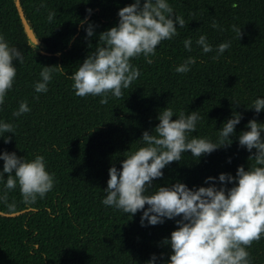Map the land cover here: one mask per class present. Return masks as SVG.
Returning a JSON list of instances; mask_svg holds the SVG:
<instances>
[{
	"label": "trees",
	"instance_id": "1",
	"mask_svg": "<svg viewBox=\"0 0 264 264\" xmlns=\"http://www.w3.org/2000/svg\"><path fill=\"white\" fill-rule=\"evenodd\" d=\"M20 1L46 46L29 47L15 0H0V33L24 57L22 64L14 61L17 77L0 106V119L15 126V135L7 134L12 136L9 143L0 138V152L14 151L29 159L43 155L55 183L34 204L23 202L18 186L0 201V212L23 211L0 214V264H145L152 254L157 264H166L171 249L163 240L176 229L175 220L142 227L140 211L131 217L104 206L108 170L121 167L120 161L140 145L145 130L155 128L159 111L168 106L174 113L198 111L201 120L190 136L213 141L233 111L242 114L237 136L247 130L249 120L264 122V111L257 114L249 108L255 98L264 97V0H169L174 13L184 18V27L161 42L151 64L143 56L134 58L140 76L122 90L121 98L110 97L106 105L99 103L100 97L76 96L69 77L95 48L99 34L117 24L118 10L133 0ZM49 12L55 13L51 22ZM213 20L220 28L211 27ZM88 22L95 26L93 37H86ZM232 25L241 28L240 39ZM202 34L214 49L224 41L231 46L214 60L215 51L203 53L195 45ZM188 37L191 52L183 47ZM188 56L196 57V64L188 73H177L175 67ZM43 66H60L62 71L53 74L47 93H36L33 83ZM25 100L30 111L14 117ZM230 139L231 146L199 160L190 151L184 153L153 185L180 181L190 188L208 186L207 177L235 176L240 165L247 170L251 153L235 136ZM247 250L251 264H264V234Z\"/></svg>",
	"mask_w": 264,
	"mask_h": 264
},
{
	"label": "clouds",
	"instance_id": "2",
	"mask_svg": "<svg viewBox=\"0 0 264 264\" xmlns=\"http://www.w3.org/2000/svg\"><path fill=\"white\" fill-rule=\"evenodd\" d=\"M91 11L87 9L89 15ZM117 15V24L99 34L95 48L69 77L76 96L100 97L102 105H106L110 97L121 98L122 90L138 79L141 73L132 63L134 58L143 56L145 63L151 64L161 42L171 40L178 34L177 28L185 25L184 18L174 13L169 0H133L120 8ZM54 16V12H49L48 21L51 22ZM86 21L87 17L80 23L83 25ZM94 27L88 22L86 37H93ZM211 27L220 28L215 20ZM231 27L240 39L241 28ZM192 44L191 37L183 41L188 52L193 50ZM195 45L203 53L215 51L212 57L215 60L224 54L231 42H221L214 49L207 36L202 34L195 40ZM37 46L38 40L29 41V47L37 49ZM23 60L21 51L0 33V106L17 77L14 61L22 64ZM196 62V57L188 56L175 71L188 73ZM57 71L62 68L43 66L39 79L33 83L34 91L47 93ZM249 108L257 114L264 111V97L255 98ZM29 111L25 100L12 115L20 117ZM173 116L176 119H172ZM157 120L159 123L151 132L145 130L142 133L140 145L128 151L120 161L121 167L118 169L113 165L109 168L101 203L131 217L140 211L142 227L163 224L166 219L175 220L176 229L163 240V244L171 249L166 264H251L247 249L252 241L259 240L264 234V122L249 120L245 126L247 130L237 136L235 128L241 122L242 114L233 111L213 141L190 136L201 120L198 111L174 113L168 106L159 111ZM8 133L15 135L14 124L0 119V138L5 144L12 139ZM230 136H235L239 146L251 153L247 170L240 165L235 176L220 173L218 177H207L205 184L208 186L190 188L180 181L153 185L154 180L164 176L162 170L171 162L180 161L184 153L190 151L191 156L199 160L218 148L231 146ZM0 160L4 162L0 170L3 185L0 201H6L7 192L17 186L26 204L43 199L53 189L54 173L48 170L43 155L29 159L4 150L0 152ZM5 173L8 174L6 179ZM229 184L232 186L228 187ZM157 259L156 254H152L145 264H157Z\"/></svg>",
	"mask_w": 264,
	"mask_h": 264
},
{
	"label": "water",
	"instance_id": "3",
	"mask_svg": "<svg viewBox=\"0 0 264 264\" xmlns=\"http://www.w3.org/2000/svg\"><path fill=\"white\" fill-rule=\"evenodd\" d=\"M15 2H16L17 9L19 11L22 23H23V27H24L25 33L27 34L29 41L38 40L37 49H41V47H45L46 45L43 43L42 39L36 34V32L34 31L33 27L28 22L25 14H24L21 1L20 0H15ZM22 212H16V213L0 212V214L5 215V216H16V215L21 214Z\"/></svg>",
	"mask_w": 264,
	"mask_h": 264
}]
</instances>
